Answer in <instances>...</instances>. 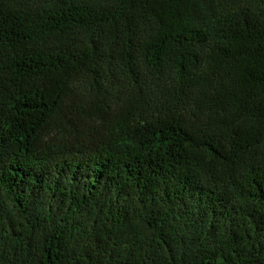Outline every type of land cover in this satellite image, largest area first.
<instances>
[{"label": "trees", "instance_id": "obj_1", "mask_svg": "<svg viewBox=\"0 0 264 264\" xmlns=\"http://www.w3.org/2000/svg\"><path fill=\"white\" fill-rule=\"evenodd\" d=\"M0 264H264V0H0Z\"/></svg>", "mask_w": 264, "mask_h": 264}]
</instances>
